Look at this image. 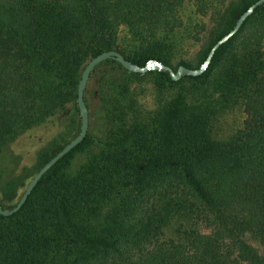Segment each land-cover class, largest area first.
Wrapping results in <instances>:
<instances>
[{"label": "trees", "instance_id": "1", "mask_svg": "<svg viewBox=\"0 0 264 264\" xmlns=\"http://www.w3.org/2000/svg\"><path fill=\"white\" fill-rule=\"evenodd\" d=\"M186 1L0 0V147L67 103L73 104V123L79 119L72 137L79 134L81 73L87 61L105 50H118L140 66L157 59L174 71L181 64L195 68L183 60L172 65L164 50L170 45L152 33L174 32ZM255 1L240 0L224 10L198 67ZM122 25L138 41L136 48L121 47ZM155 72L164 85L182 80H173L166 70ZM127 75L144 74L128 71L113 58L95 68L85 101L89 108L88 91L97 97L94 110L105 115L112 151L102 165L87 164L70 177L75 156L92 144L88 129L43 175L20 210L0 214V264H264V255L246 238L264 246V3L216 49L202 74L184 75L195 82L207 80L214 105L242 106L243 126L228 142L212 137L206 105L189 102L186 92L158 112L150 129V120L135 106ZM62 137L55 136L39 153L37 171L70 141L58 142ZM119 170L135 177L140 195L162 185L164 193L159 191L152 209L141 211V217L136 210L103 228L80 221L86 208L81 207L101 201L102 191H109L108 178ZM28 177L15 178L2 189L3 208L16 205L17 186ZM174 212L211 220L213 229L203 233L180 224L177 239L162 238L161 227Z\"/></svg>", "mask_w": 264, "mask_h": 264}, {"label": "rangeland", "instance_id": "2", "mask_svg": "<svg viewBox=\"0 0 264 264\" xmlns=\"http://www.w3.org/2000/svg\"><path fill=\"white\" fill-rule=\"evenodd\" d=\"M238 1L240 0H188L179 10L182 23L174 32L167 33L164 29L152 32L156 34L157 38H165L162 42L170 45H166L164 50L170 54L172 65L183 60L192 67H198L200 52L218 27L220 15L230 4ZM118 41L125 50L138 46V41L132 37L129 28L125 25L119 29ZM155 70L143 72L144 75L140 78L127 75V79H125L138 113L142 115V118L150 120V129L156 125L154 121L158 112L167 107L181 92H186L189 102H204L206 105L205 118L214 139L226 143L243 126L245 113L242 106L222 109L214 105L210 101L211 97H208L212 93V89L207 80L195 82L182 75L179 84L167 83L164 85ZM86 96L89 105V132L92 144L85 152L75 156L68 170L70 177L78 176L87 168V164L102 165L104 155L112 151V148L108 146L110 140L106 135L108 126L105 115L102 110H94L97 97L89 91ZM72 108V103L65 104L61 111L46 122L27 129L0 147V198H4L2 189L8 182L20 176L29 175L24 185L17 186V196L12 201V203H16L37 172L39 153L58 134L63 135L62 138H58V142L61 143L65 138L70 140L74 138L72 137L74 133L72 126L77 124L79 119L74 117L76 123H73ZM127 179L132 184L126 185ZM134 179L135 177L132 176L128 178L124 170L113 172L112 176L108 178L109 191H102L106 195L101 201L83 205L81 208H86L78 216L79 220L89 224L90 227L103 228L111 220L117 222L122 218H130L136 210L139 211L138 217L143 216L141 211L151 210L156 198L160 196L159 191L163 192L164 188H162L163 185L156 186V189L146 188L144 194L140 195V188L133 182ZM194 217L193 215L180 216L175 212L173 215H169L166 223L161 227V237L177 239L180 224L184 228L193 227L200 232L211 233L213 229L211 220H199ZM246 238L264 255L263 245L248 236Z\"/></svg>", "mask_w": 264, "mask_h": 264}, {"label": "water", "instance_id": "3", "mask_svg": "<svg viewBox=\"0 0 264 264\" xmlns=\"http://www.w3.org/2000/svg\"><path fill=\"white\" fill-rule=\"evenodd\" d=\"M262 3H264V0H256L251 6H249V8H247V10H245L241 14L235 26L213 45V47L211 48L210 52L207 55L206 60L198 68H189L181 64L178 66L177 70L174 71V69L171 66L166 65L157 59H150L147 61V63L144 66H140L132 62L131 60L127 59L122 53H120L118 50L115 49L105 50L97 54L96 56L92 57L87 62L81 73V78L79 80L78 88H77V104L81 116V129L79 134H77L73 139H71L59 152H57L49 161H47L35 173V175L27 184L23 194L21 195V197L19 198L18 202L14 207L10 209H6L0 205V214L4 216H9L20 210V208L23 206V204L25 203V201L27 200V198L29 197V195L31 194V192L33 191L39 180L43 177V175L60 158H62L76 145H78L87 135L89 129L90 115H89V108L85 101V91L89 83V80L91 78L92 72L100 63L104 62L107 59L113 58L128 71L146 72L151 69L166 70L170 73L173 80H179L182 75H193V76L200 75L207 69V67L211 63L212 57L216 49L220 45L225 43L227 40H229L233 35H235L240 30V28L242 27L248 16L253 12V10Z\"/></svg>", "mask_w": 264, "mask_h": 264}]
</instances>
